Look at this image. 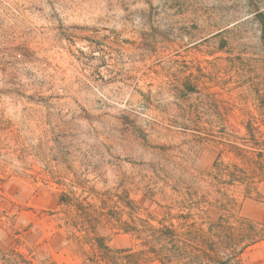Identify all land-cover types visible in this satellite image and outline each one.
<instances>
[{"label":"rangeland","instance_id":"1","mask_svg":"<svg viewBox=\"0 0 264 264\" xmlns=\"http://www.w3.org/2000/svg\"><path fill=\"white\" fill-rule=\"evenodd\" d=\"M223 208L264 264V0H0V264H113Z\"/></svg>","mask_w":264,"mask_h":264},{"label":"trees","instance_id":"2","mask_svg":"<svg viewBox=\"0 0 264 264\" xmlns=\"http://www.w3.org/2000/svg\"><path fill=\"white\" fill-rule=\"evenodd\" d=\"M223 209L224 213L216 222L210 223L207 230L201 224L189 222L194 216L191 211L169 213V224L159 221L158 225L150 226L148 250L107 259L113 264H121V261L140 264L142 260L161 264H239L238 256L259 240L252 229L239 234L232 223L234 216L227 208Z\"/></svg>","mask_w":264,"mask_h":264}]
</instances>
